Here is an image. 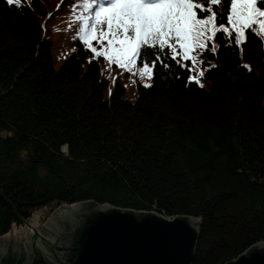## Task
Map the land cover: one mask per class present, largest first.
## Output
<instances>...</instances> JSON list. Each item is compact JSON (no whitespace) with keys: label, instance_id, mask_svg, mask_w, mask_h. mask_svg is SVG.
<instances>
[{"label":"trees","instance_id":"1","mask_svg":"<svg viewBox=\"0 0 264 264\" xmlns=\"http://www.w3.org/2000/svg\"><path fill=\"white\" fill-rule=\"evenodd\" d=\"M95 6L0 0V238L50 203L94 201L200 220L193 264H226L264 243L259 24L236 44L233 24L218 15L207 27L223 38L205 33L207 48L173 41L176 60L167 46L149 47L172 66L156 61L148 79L141 75L148 61L121 67L80 40L77 28ZM195 11L197 19L210 16ZM104 43L91 41L97 51ZM193 59L203 87L190 79Z\"/></svg>","mask_w":264,"mask_h":264},{"label":"water","instance_id":"2","mask_svg":"<svg viewBox=\"0 0 264 264\" xmlns=\"http://www.w3.org/2000/svg\"><path fill=\"white\" fill-rule=\"evenodd\" d=\"M24 224L31 228L26 220ZM51 241L36 250H6L0 264H193L200 220L128 212L108 204L63 206L48 222ZM226 264H264V243Z\"/></svg>","mask_w":264,"mask_h":264},{"label":"snow or ice","instance_id":"3","mask_svg":"<svg viewBox=\"0 0 264 264\" xmlns=\"http://www.w3.org/2000/svg\"><path fill=\"white\" fill-rule=\"evenodd\" d=\"M14 0H7L8 4H13ZM17 5L20 0H15ZM231 6V15L227 14V7ZM259 4V7H258ZM93 14L83 18V26L77 28L81 33L80 40L87 45L97 57L104 55L110 61H114L121 67H129L137 58L144 63L141 75H147L148 79L152 78V68L157 67L156 61H160V66L170 68L172 65L167 62V56L161 60L157 52L148 53L147 48L159 47L160 52L167 46L171 49L172 60H176L177 48L172 43L175 41L182 48L187 49L201 46L207 48V44L201 41L205 33L211 31L210 39L216 37V29H209L208 25H214L215 18L220 15L222 23L231 22L235 29L236 35L234 43H245V30L253 23L259 24L260 32H264V21L259 18L264 17V0H244L237 3V0H95ZM207 5V7H205ZM216 5V10L212 6ZM91 4H86L85 8H91ZM224 12H220V8ZM199 8L200 12H209L207 18L197 19L195 9ZM221 32L227 29L221 27ZM251 35V33H249ZM231 37V33H229ZM95 39L97 45L105 47L106 50L97 51L91 41ZM195 42V43H190ZM144 52H141V49ZM215 52V46L207 49ZM149 56L154 59L149 60ZM183 58L188 59L187 51L183 53ZM149 63L151 67H149ZM179 63V61H177ZM195 59L189 71L195 67ZM212 67H215L214 65ZM249 71L251 67L244 65ZM204 76V71H199L198 77ZM198 77H190L199 83ZM145 87H151L145 84ZM201 87L204 85L201 84ZM111 94V93H110Z\"/></svg>","mask_w":264,"mask_h":264},{"label":"rangeland","instance_id":"4","mask_svg":"<svg viewBox=\"0 0 264 264\" xmlns=\"http://www.w3.org/2000/svg\"><path fill=\"white\" fill-rule=\"evenodd\" d=\"M193 73V77H198L199 70L197 67L194 68ZM201 78L202 77H198L199 83L204 85V81ZM62 207H58L54 203H50L44 206L42 209L35 211L31 217L26 220L31 228H28L24 222L22 226H13L12 231L9 234L0 238V240L4 243L6 250H8L11 245L13 250L20 247L21 245L25 251L34 250V236L36 234H38L36 250L42 249L44 243L51 241L48 233V222L61 210Z\"/></svg>","mask_w":264,"mask_h":264},{"label":"bare ground","instance_id":"5","mask_svg":"<svg viewBox=\"0 0 264 264\" xmlns=\"http://www.w3.org/2000/svg\"><path fill=\"white\" fill-rule=\"evenodd\" d=\"M31 230H33V229H31ZM34 231V230H33Z\"/></svg>","mask_w":264,"mask_h":264}]
</instances>
